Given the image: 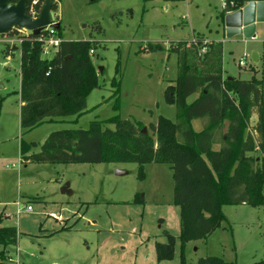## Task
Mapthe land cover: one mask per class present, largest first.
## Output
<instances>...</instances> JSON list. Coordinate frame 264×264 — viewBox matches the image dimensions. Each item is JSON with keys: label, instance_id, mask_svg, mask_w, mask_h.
<instances>
[{"label": "rangeland", "instance_id": "1", "mask_svg": "<svg viewBox=\"0 0 264 264\" xmlns=\"http://www.w3.org/2000/svg\"><path fill=\"white\" fill-rule=\"evenodd\" d=\"M222 5L223 0H59L51 10L60 25L59 38L94 41L90 59L97 70L98 88L87 96L82 114L44 121L28 131L19 125V51L7 57L3 53L6 44L17 47L14 40L24 32L0 36V217L3 225L18 233L16 245L6 247L14 263H180L179 207L173 202L168 165L23 167L20 148L31 142L40 145L53 131L85 130L94 121L113 130L110 120L115 117L144 126L155 123L158 116L174 121V104L165 97L177 76L170 42L185 36L222 42L224 78L254 77L264 87V27L257 26L254 38L227 37L221 30ZM250 41L257 48L256 63L245 48ZM149 44H159L161 49L143 53L141 49ZM54 53L42 58L50 59ZM241 57L244 66L238 67ZM194 98L189 96L186 103ZM191 125L195 132L202 129L201 120ZM262 144L259 157L264 166V138ZM66 183L70 195L60 193ZM221 213L223 218L209 237L185 244V263L197 264L212 256L232 264L264 260V206L222 205ZM167 235L176 238L173 257L157 261L155 244H165Z\"/></svg>", "mask_w": 264, "mask_h": 264}, {"label": "trees", "instance_id": "2", "mask_svg": "<svg viewBox=\"0 0 264 264\" xmlns=\"http://www.w3.org/2000/svg\"><path fill=\"white\" fill-rule=\"evenodd\" d=\"M26 1L28 11L34 0ZM35 1L39 11L43 0ZM58 1L53 0V11ZM259 1L264 0H223L220 17ZM96 29L100 32L99 27ZM16 33L12 30L8 36ZM16 39L21 130L82 114L87 96L98 88L97 70L90 59L94 41L61 39L55 54L45 59L41 56L43 34L24 32ZM160 49L159 44H149L141 51L153 53ZM170 50L176 57L177 76L174 84L167 87L165 97L174 104V121L158 116L155 123L144 126L115 117L110 120L113 130L103 128L104 122L94 121L85 130L53 131L40 145L22 144L20 159L24 165L132 163L140 169L149 163L168 165L172 171L173 202L179 207V264H186L183 247L214 232L223 218L222 205L264 206V166L259 157L264 138V87L255 78L223 79L219 42H206L192 35L171 41ZM12 51L6 44L5 57ZM192 95L194 100L186 103ZM252 116H256L255 121H251ZM193 120L202 121L199 132L192 129ZM143 127L147 135L141 134ZM36 147L38 152L30 153ZM17 237L16 229L3 225L0 217V264H15L6 247L15 246ZM175 239L167 235L165 244H155L157 261L172 259ZM197 264L232 263L212 256L199 259ZM254 264H264V260Z\"/></svg>", "mask_w": 264, "mask_h": 264}, {"label": "water", "instance_id": "3", "mask_svg": "<svg viewBox=\"0 0 264 264\" xmlns=\"http://www.w3.org/2000/svg\"><path fill=\"white\" fill-rule=\"evenodd\" d=\"M53 3V0H43L37 16L33 18L27 14L26 0H0V36L17 29L33 36L39 35L47 26L58 30L60 25L54 22L51 12ZM222 20L227 37L239 34L245 39L254 38L257 26H264V1L247 3L235 12L224 14ZM251 61L256 63L254 53L251 55ZM141 134L147 135L146 127L142 128ZM117 175H120V172H117ZM60 193L70 195L67 183L60 189Z\"/></svg>", "mask_w": 264, "mask_h": 264}, {"label": "built area", "instance_id": "4", "mask_svg": "<svg viewBox=\"0 0 264 264\" xmlns=\"http://www.w3.org/2000/svg\"><path fill=\"white\" fill-rule=\"evenodd\" d=\"M35 3H36L35 0L32 1V3L29 6V9L27 11V14L29 16L33 17V18H35L37 16V14H38V11L34 7ZM54 22H55V20H54ZM17 31L26 32L24 30H19V29H17ZM41 34H43V41H42L43 47H42V50H41V56L42 57H46L51 51H54V52L57 51V49H58V47H59V45H60V43H61L62 40L57 35V30L51 28L50 26H47L45 28V30L41 32ZM14 41L15 42H18L17 39H15ZM203 50L204 49H202V51ZM90 54H92V51H90ZM243 61H244V58L242 57L238 61V66H240V67L244 66V62ZM26 210L27 211H30V207H27Z\"/></svg>", "mask_w": 264, "mask_h": 264}, {"label": "crops", "instance_id": "5", "mask_svg": "<svg viewBox=\"0 0 264 264\" xmlns=\"http://www.w3.org/2000/svg\"><path fill=\"white\" fill-rule=\"evenodd\" d=\"M247 4V3H246ZM245 5V4H244ZM235 12V11H234ZM230 13H232V12H230ZM222 18H223V16L221 17V30H222V32H224V27H223V24H222ZM264 27V26H263ZM187 37L185 36L183 39H186ZM214 42H219V43H221V45H222V42H220V41H214ZM253 43H255V42H252V41H250V42H248L247 44H246V46H245V48H246V50H248V52H252V54H253V52H254V59H256V61H258V54L256 53L257 52V48L253 45ZM256 51V52H255ZM222 58H223V48H222ZM242 58V57H241ZM240 58V59H241ZM239 59V60H240ZM238 60V61H239ZM252 62V61H251ZM238 63V62H237ZM253 63V62H252ZM238 65V64H237ZM238 67H240V66H238ZM251 70L253 69V67H249ZM222 77H223V79H231L232 77H230V76H227V77H225L224 78V76H223V59H222ZM254 78V77H253ZM240 80V79H239ZM19 97V96H18ZM20 103V102H19ZM20 106H21V103H20V105H19V113H20ZM19 163L23 166V167H26L27 165H29V164H22L21 163V159H20V156H19ZM27 211V210H26Z\"/></svg>", "mask_w": 264, "mask_h": 264}]
</instances>
